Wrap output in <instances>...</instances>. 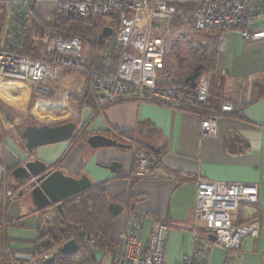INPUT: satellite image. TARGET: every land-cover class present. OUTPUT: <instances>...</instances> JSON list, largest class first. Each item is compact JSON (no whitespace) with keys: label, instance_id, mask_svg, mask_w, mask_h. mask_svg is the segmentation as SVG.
Masks as SVG:
<instances>
[{"label":"built area","instance_id":"1","mask_svg":"<svg viewBox=\"0 0 264 264\" xmlns=\"http://www.w3.org/2000/svg\"><path fill=\"white\" fill-rule=\"evenodd\" d=\"M3 2L1 84H30L31 93L49 96L54 92L53 85L60 89L66 81V73L71 72L84 77L101 108L129 101L169 106L175 101H184L202 109L199 115L201 136L206 138L218 133V115L211 108L212 59L226 51V34L235 30L246 41L264 39V29L258 28L264 19V0H205L202 9L193 15L194 24L183 25V29L176 31L172 26L176 18L183 15L180 7L190 0H75L58 3L54 10L68 12L76 18L104 22L100 25L101 30L111 28L113 19L118 24L116 44L121 48V57L117 68H112L107 54L86 70L84 46L78 37L51 39L46 49L50 54L47 59L26 55L25 40L34 12L33 2ZM211 28L218 29L219 33H200ZM182 45L187 49L183 60L196 69L188 74L179 71L174 56L175 47ZM178 74L182 75L181 78ZM191 76L196 77V86L183 95L177 88L163 84L172 80L186 81ZM238 109L235 104L225 102L221 112ZM3 155L4 145L0 142V207L11 204L17 194V191L3 188ZM134 162L135 177L152 175L150 161L141 151H134ZM196 188L192 250L175 264H209L214 246H221L226 251L225 264H242V243L248 236H259V222L237 227L232 213L242 203L258 202V185L199 178ZM5 207L3 212L7 210ZM201 222L203 225H198ZM168 231L165 222H153L147 227L143 217L133 215L119 248L106 251L100 264H169L165 258ZM211 235L215 236V241L209 239ZM85 245L89 248L96 246L93 239L87 240ZM51 257L34 258L26 264H42Z\"/></svg>","mask_w":264,"mask_h":264},{"label":"crops","instance_id":"2","mask_svg":"<svg viewBox=\"0 0 264 264\" xmlns=\"http://www.w3.org/2000/svg\"><path fill=\"white\" fill-rule=\"evenodd\" d=\"M31 1L33 13L49 21L56 4L75 0ZM258 28L264 29V19ZM226 42V51L212 59L211 108L218 115V133L214 136H201L198 115L178 111L166 104L119 102L107 106L97 115L90 109L85 110L81 125L86 124L93 134L108 136V131L113 134L133 132L136 136L139 127L148 124L157 134L151 140L146 139L147 144L164 151L152 175L143 178L133 175L135 142L126 138L122 139L132 145L131 150H92L83 142L71 149L62 164L66 175L78 177L86 174L92 184H104L112 201L127 206L113 224L117 242L114 250L119 248L132 216L138 215L144 218L147 227L153 222L168 224L167 263H178L184 255H189L192 230L196 225V181L205 178L258 185V202L240 204L232 218L237 227L259 222V236H248L242 243V264H264V39L246 41L238 31L231 30L226 34ZM225 102H231L239 109L221 112ZM43 108V113L50 114L48 107ZM67 110L66 107L62 109L66 117L74 115ZM7 144L5 167L11 170L25 157L26 151L19 149L14 142ZM68 146L69 143H63L39 148L33 159L50 166L68 152ZM113 161L121 163L118 174L108 169ZM18 196L19 200L14 199L5 211V217L17 223L13 239L21 240L19 248L31 250L37 238V227L44 228L47 218L53 216L54 208L36 211L29 189L20 188ZM5 234L11 241L12 237ZM2 244L5 245V240L0 238V249L4 253L6 248ZM9 246L17 249L10 242ZM225 259L226 251L221 246L211 249L209 264H225Z\"/></svg>","mask_w":264,"mask_h":264},{"label":"trees","instance_id":"3","mask_svg":"<svg viewBox=\"0 0 264 264\" xmlns=\"http://www.w3.org/2000/svg\"><path fill=\"white\" fill-rule=\"evenodd\" d=\"M3 1L4 0H0V6L1 4L3 5ZM204 2L205 0H201L197 4L196 12L202 9ZM54 17L56 18L52 20V23L44 24L35 13H32L25 40L24 53L26 55L36 59H47L50 57V54L46 49L52 38H58V36H64L65 38L78 37L82 40L83 46L84 44L89 46L97 60L104 58L108 54L112 68H117V65L120 62L121 48L119 46L120 49L116 48L117 45L114 41V36L111 35L110 37H105L103 35V30H97L93 22L71 21L68 18ZM179 19L180 18L178 17L176 18V21L172 26L173 30H177L183 26L179 22ZM2 22L3 14H0V34ZM113 22L116 21H112L110 24L111 26ZM200 33L202 35L218 34L219 30L211 28L202 30ZM163 84L177 88L180 95H183L188 89L192 88L190 83L186 81L172 80L164 82ZM33 94H35L34 97H42L37 93ZM82 103L85 109L92 110L95 115L106 108H101L90 93L84 96ZM97 107H100L101 110H98ZM170 107L178 111L189 112L198 116L202 113L201 108L192 106L184 101H175ZM83 126V128L79 130L77 129L69 144L86 141L88 137L93 134V132L89 131V127H87L86 124ZM137 132L138 133L135 136L133 132H117L113 134L108 131V136L124 143L126 142L122 138L134 141V149L141 151L143 155L149 159L150 168L153 170L160 164L161 152L164 151L162 150L156 154L149 150L146 147V139L151 140L157 132L151 130L148 124H142ZM22 133L21 138L23 139ZM73 146L74 145H71L68 152H66L59 160L51 164L49 168L53 171L61 170L65 173L62 169V164L69 155L71 149L74 148ZM18 165L19 163H16L13 167ZM17 186L18 189L23 188V185L20 182H17ZM110 201L112 200L108 196L104 184H92V186L86 191L63 202V216L59 211L54 209L53 216H49V220L47 218V224L44 228H42L41 225L37 227L38 234L34 241L33 249H13L9 246V241L4 236L5 248L16 264L29 263L34 258H42L46 255L55 258L54 264H100L105 252L113 251L117 247V242L113 235V224L115 219L109 211ZM125 207L127 208L126 205ZM44 211L46 210L40 212ZM2 218L3 211L1 212L0 210V237L3 231ZM234 225H236L235 222ZM89 239L95 241V247L89 248L85 245L86 241ZM70 240L76 241L79 246V251L74 256H64L61 253V248ZM0 264H2L1 254Z\"/></svg>","mask_w":264,"mask_h":264},{"label":"rangeland","instance_id":"4","mask_svg":"<svg viewBox=\"0 0 264 264\" xmlns=\"http://www.w3.org/2000/svg\"><path fill=\"white\" fill-rule=\"evenodd\" d=\"M201 0H190V2L186 5H183L180 7V11L183 13L182 16L178 17L179 22L181 25H192L193 24V15L196 12L197 4ZM4 6L1 4L0 6V14H3ZM54 16L61 17V18H68L71 21H86V22H93L96 26L97 30H100V25H103L104 22L98 21L95 19H82V18H76L74 15L64 12V11H57L53 10V14L50 16L49 21H45L41 18H39L44 24L52 23V20H54ZM115 21V20H113ZM176 21V20H175ZM175 23V22H174ZM113 30L112 36H114V41L116 42L117 37V29L118 24L117 22H113L111 26ZM183 28H180L181 30ZM176 31V30H175ZM1 35V34H0ZM58 37H64V36H58ZM56 38V37H55ZM53 39V38H52ZM117 45V44H116ZM117 49H120L118 45L116 46ZM186 47L182 45V47H175L174 50V56L178 64L179 71H181L183 74H188L189 72L196 71L195 66H189L186 64V62L183 60V56L186 51ZM84 56L86 60V70H89L91 66L97 61L95 55L91 52L89 46L84 44ZM114 65V64H113ZM115 66V65H114ZM189 69V70H188ZM178 74V78H181L182 75ZM177 78V79H178ZM20 83V82H19ZM30 88L29 92V98L27 99L25 103L24 109H20L17 107H14L11 103H9L7 100H5L0 95V142L4 145V159L6 158V148L8 146L7 143L14 142L16 143L19 149L24 150V143L25 141L21 138V133L24 131L26 126L29 125H58L66 122H75L78 125V130L83 128L84 126L81 125L84 117L85 108L82 105L83 98L86 94L90 93L92 96V91L90 89L89 83L86 82L83 77H80L78 74H73L71 72L66 73V81L61 85L60 89L56 85H53L54 92L50 94L49 96H42V97H34L35 94L33 92L31 93V85L30 84H24ZM82 85V87H81ZM25 86V87H26ZM10 95L15 100L20 99L21 94L17 92L16 90H13L10 92ZM93 97V96H92ZM46 104L48 107L47 112L50 113V116L52 118H48L47 120H43L36 116L34 113V110L36 109V106L40 105L39 103ZM63 107H66L67 109L71 110L74 115L66 117L62 111ZM98 108V107H97ZM98 110H101L99 107ZM43 110H37L38 113L42 112ZM45 111V110H44ZM36 112V111H35ZM86 141H79L77 143H71L68 147L71 145H74L73 147L77 146L78 144H81ZM70 149V148H69ZM5 169V178H4V184L3 188L5 191H17L16 194V200H19L18 192L20 189H18L17 182L15 181V178L11 172V170H7L4 164ZM9 203H6L5 205L0 207L1 212L3 211V208L9 207ZM53 207H50L46 210L52 209ZM50 211V210H49ZM5 212H3V218H2V235L0 238H4L6 236L5 233H8L10 238L12 237L10 242L11 245H15L17 247V250H21L19 248L22 244L19 239H13L14 233H16L17 228L15 225L17 223L11 222V218L8 216L5 218ZM11 233V234H10ZM19 234V233H18ZM3 245V244H2ZM6 245H3V248H5ZM1 254V260L2 264H6L8 261L9 264H15V262L11 259V255L6 250L4 258L3 250L0 249Z\"/></svg>","mask_w":264,"mask_h":264},{"label":"water","instance_id":"5","mask_svg":"<svg viewBox=\"0 0 264 264\" xmlns=\"http://www.w3.org/2000/svg\"><path fill=\"white\" fill-rule=\"evenodd\" d=\"M113 30L110 27L103 29V35L110 37ZM196 77L191 76L186 81L195 88ZM78 129L75 122H66L54 126L50 125H30L26 126L22 133L25 140L26 155L23 158V164L12 170L16 182H20L24 189H29L30 199L36 211H43L53 207L63 216V202L75 195H78L92 186V181L86 174L80 177L66 175L61 170L53 171L44 161L33 159V156L39 148L69 143ZM86 144L92 150L104 148H118L122 150H131L132 145L121 142L112 137L103 134H92L86 140ZM146 147L158 154L160 148L147 144ZM121 163L113 161L108 169L118 174ZM24 190L20 192L23 193ZM125 205L120 202L110 201L109 211L114 219L118 218L124 211ZM210 240L215 241V236H210ZM79 246L74 240L65 243L61 248L64 256H74L78 253ZM55 258L51 257L42 264H54Z\"/></svg>","mask_w":264,"mask_h":264},{"label":"bare ground","instance_id":"6","mask_svg":"<svg viewBox=\"0 0 264 264\" xmlns=\"http://www.w3.org/2000/svg\"><path fill=\"white\" fill-rule=\"evenodd\" d=\"M25 86L26 85H22V83H19V82L8 83V84H5V85L0 83V95L5 100H7L9 103H11L14 107H17V108H20V109H24V107H25L24 105H25L27 99L29 98V92H30V88L28 86H26V87ZM13 90H16L17 92H19L21 94L20 99L15 100L14 98L11 97L10 92L13 91ZM39 104L40 105L36 106V109L38 111L45 109V108H43V105L47 106L46 104H43V103H39ZM34 113L36 114L37 117H39V118H41L43 120H47L48 118L49 119L52 118V116H50V114L43 113V111L40 112V113H38V112H34Z\"/></svg>","mask_w":264,"mask_h":264},{"label":"flooded vegetation","instance_id":"7","mask_svg":"<svg viewBox=\"0 0 264 264\" xmlns=\"http://www.w3.org/2000/svg\"><path fill=\"white\" fill-rule=\"evenodd\" d=\"M24 150H25V148H24ZM25 151H26V150H25ZM135 151H136V150H135ZM22 160H23V159H22ZM22 160L19 161V165H18V166H21V165L23 164V161H22ZM18 166H16V167H18ZM16 167H13V169L16 168ZM13 169H12V170H13ZM12 170H11V172H12Z\"/></svg>","mask_w":264,"mask_h":264}]
</instances>
